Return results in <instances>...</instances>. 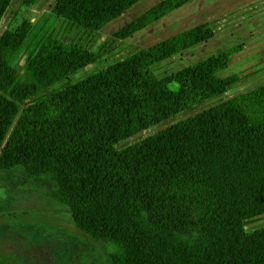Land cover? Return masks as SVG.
<instances>
[{
	"label": "trees",
	"instance_id": "obj_1",
	"mask_svg": "<svg viewBox=\"0 0 264 264\" xmlns=\"http://www.w3.org/2000/svg\"><path fill=\"white\" fill-rule=\"evenodd\" d=\"M23 0L0 36V170L22 167L52 185L76 227L107 244L109 264H264V85L143 141L117 146L239 82L223 78L238 45L164 77L155 68L211 42L209 24L166 38L44 94L102 56L47 37L29 66L14 57L32 36ZM143 0H58L51 14L101 33ZM195 0H162L113 38L127 41ZM15 0H0V27Z\"/></svg>",
	"mask_w": 264,
	"mask_h": 264
},
{
	"label": "rangeland",
	"instance_id": "obj_2",
	"mask_svg": "<svg viewBox=\"0 0 264 264\" xmlns=\"http://www.w3.org/2000/svg\"><path fill=\"white\" fill-rule=\"evenodd\" d=\"M22 1L15 0L12 4L0 27V36ZM57 1L40 0L32 9L34 33L14 57L12 65L19 72L26 70L38 47L49 36L95 51L102 59L44 94L76 83L170 36L204 24L214 30L215 38L158 65L157 75L164 77L221 50L244 45V50L232 58L230 69L222 74L223 78L239 77V82L225 96L119 144L118 150L264 85V0H195L127 41L115 40L114 32L162 0H143L97 34L54 17L51 10ZM51 188V183L45 179H28L22 167L0 170V264H109L107 244L80 231L68 208L45 196ZM245 228L247 232L263 229L264 215L247 221Z\"/></svg>",
	"mask_w": 264,
	"mask_h": 264
}]
</instances>
